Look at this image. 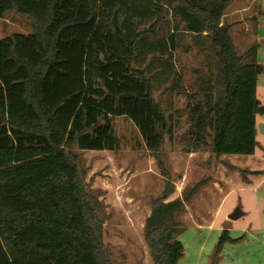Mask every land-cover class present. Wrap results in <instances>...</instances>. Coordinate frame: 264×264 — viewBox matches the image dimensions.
Wrapping results in <instances>:
<instances>
[{
  "label": "trees",
  "instance_id": "1",
  "mask_svg": "<svg viewBox=\"0 0 264 264\" xmlns=\"http://www.w3.org/2000/svg\"><path fill=\"white\" fill-rule=\"evenodd\" d=\"M234 1L0 0V21L18 15L29 26L27 34L0 38V264H109L103 202L68 150L119 151L117 117L137 129L136 149L160 152L174 141V117L154 92L157 82L172 92L180 82L178 32L208 53L218 86L205 80L188 96L183 151L254 154L264 68L258 44L245 53L237 47L227 19ZM249 21L256 33L257 18ZM171 193L166 181L146 220L153 264L183 256L182 243L160 223ZM229 241L236 240L224 230L211 264Z\"/></svg>",
  "mask_w": 264,
  "mask_h": 264
},
{
  "label": "rangeland",
  "instance_id": "2",
  "mask_svg": "<svg viewBox=\"0 0 264 264\" xmlns=\"http://www.w3.org/2000/svg\"><path fill=\"white\" fill-rule=\"evenodd\" d=\"M262 10L264 11V0H235L229 7L228 11H231V15L227 19L235 24L234 38L241 53H245L247 44L252 45V42L258 44V31L254 33L249 20L256 17L259 23L261 17L264 16ZM262 21L264 22V17ZM15 31L22 34L29 32L28 21L24 17L10 15L4 21H0V38ZM166 31V26L160 25L158 34L162 35ZM176 39L179 47L175 56L178 63L176 74L179 78H185V86L182 87L181 92L177 91L174 94L176 96L175 108L182 110L189 118L188 96L195 94L197 85H201V82L205 80L211 81L213 88H217L216 68L208 62V53H200L194 46L191 34L178 32ZM155 72L157 70H152L151 74L154 75ZM155 85L158 90L154 92V97L162 105L163 99L168 98V95L163 96L164 89L166 91L170 83L161 86L157 82ZM176 85L178 89L180 83ZM257 99L261 105H264V86L262 85L257 88ZM261 118L264 120V115ZM114 122L115 133L120 143V149L115 152L114 157L96 158L76 148L68 150V153L83 173L87 187L103 202L105 210L103 236L109 264H153L150 250L144 239V227L150 216L153 201L158 199L165 190V183H162V180L166 181L164 178H151L148 175L130 178L128 172L134 168L131 162L136 160L133 158L128 161L127 165H117H120L122 156L136 155L140 152L138 150L142 149H136L139 135L129 120L118 118ZM187 124L189 123L186 116L178 120L174 141L166 140L160 152H165L168 148H173L171 151L177 152L187 147L189 140ZM255 139L254 154L216 155V159H212L213 172L207 174L206 171L204 173L197 171L195 178L206 184L201 187V191L215 186L214 182L208 183L207 181V178L213 177L212 174L215 178H222L225 182L223 183L225 184L224 189L220 184L215 186L218 191L222 189V196L230 189L232 191L225 201L224 210L215 232L191 229L184 234V237H179L186 249H184L185 252L183 251L180 264L212 263V255L222 234L217 230L224 224V218L236 207L241 208L244 216L236 221L227 219L228 224H226L231 225L234 230L239 229L229 234L231 239L236 241H229L222 246L215 264H264V135L258 131V128ZM90 152L98 153L97 151ZM109 159L116 161L115 166L113 169L108 167L103 169L99 164H106L104 162ZM152 163L157 166V159ZM165 171V167L154 169L158 175ZM119 175L121 177L117 178ZM175 218L177 222L180 219L177 216ZM166 221L167 218L164 221L161 218L160 223ZM187 225V228L190 227L192 221L188 220ZM250 228L252 232L245 234V229ZM172 235L174 237L177 234Z\"/></svg>",
  "mask_w": 264,
  "mask_h": 264
},
{
  "label": "crops",
  "instance_id": "3",
  "mask_svg": "<svg viewBox=\"0 0 264 264\" xmlns=\"http://www.w3.org/2000/svg\"><path fill=\"white\" fill-rule=\"evenodd\" d=\"M230 15L231 14H229L228 17ZM263 17L264 16L261 17L257 25L258 30H256V32L258 31L257 63L264 68V22L262 21ZM168 34H169L168 31L164 33L165 36H167ZM134 67L140 68L141 66L135 65ZM154 69H156V67H154ZM195 70H197V68ZM179 83H180V85H178L179 88L175 89L173 92L168 91V90L165 91V89L163 92V96L168 95V98L163 99L162 106H164L163 108H164V111L167 113V115L170 114V115H173L174 117V120H175V125L173 129L174 133L176 132V128H177L176 124L178 123V120L183 118V116L184 117L186 116V120L188 119V115H186L182 110H177V108H175L176 96L174 94H176L177 91L181 92L182 87L185 86V78L184 77L180 78ZM261 85L262 87L264 86V72L258 75L257 77V88ZM256 93H257V90H256ZM183 109H185L184 105H183ZM263 115H258L257 125L260 122L264 123V120H262L261 118L263 117ZM118 118H123V117H117L115 119H118ZM123 120L127 121L126 118H123ZM114 123L115 122L113 121V126H114ZM186 127L189 128V124H187ZM171 150H173V148H168L165 150V152H154V153L138 150L140 151L139 153L141 154L139 153L136 155L133 154V156L124 155L120 158V165L119 164L117 165L124 166L125 164L127 165L128 161L131 160L132 158L136 159L135 161L131 162V165L134 168L131 169L132 171L128 172V174L130 175V178H139L142 175L144 176L148 175V177H151V178H154V177L164 178L165 181L171 184L172 193L166 200L163 201V203L165 205L170 206L169 208L170 212L167 217V221L164 223V226L169 227L171 229V239L172 240L180 241V239L184 237V234L187 233L191 229H197L200 231H208L209 233L215 232L216 226L224 210L225 201L229 193L232 191V189L227 191L226 194L222 196L221 195L222 189L218 191L215 186H218L220 184L222 188L224 189L225 184L223 183L225 182L223 181L222 178H215L214 174H212L213 177L207 178V181L208 183L214 182L215 186L207 189L206 191H201V187H203L206 184H204L203 181H198L197 180L198 178H195V177H197L196 176L197 171L203 172V173L206 171L207 174L213 172L214 168H212V159L214 158L215 160L216 155L209 154V153H199V152L187 153L183 151L184 148L177 152L171 151ZM81 151L88 153L89 155H92L93 157H96V158H99V157L109 158V157L115 156L114 151H97L98 153H95V154L91 153L90 150H81ZM134 152L135 151H133V153ZM109 154H111V156H109ZM156 159L158 161V165H157L158 167L154 163H152V161L153 160L155 161ZM115 162L113 159L111 160L109 159L104 162L106 164H99V165L102 166L103 169L105 167L113 169V167L116 164ZM154 167L158 169L160 167L161 168L165 167L166 171L164 173L161 172L158 175V173L154 172V169H155ZM120 177L121 175H119L117 178H120ZM162 183H165V182H163L162 180ZM176 216L180 218L178 222L176 221V218H175ZM224 219H225L224 224L220 227L219 230H217L218 232H223L224 230H227L228 235H229L230 233L237 232L239 230V229L234 230L231 225L229 226L226 225L228 224L227 216ZM188 220L192 221V225L187 228ZM245 230H246L245 234H248V233L250 234L252 232L251 228L245 229ZM172 234H177V235H174L173 237ZM179 237L181 238L179 239ZM183 249H185L184 245H183ZM178 264L180 263L178 262Z\"/></svg>",
  "mask_w": 264,
  "mask_h": 264
},
{
  "label": "water",
  "instance_id": "4",
  "mask_svg": "<svg viewBox=\"0 0 264 264\" xmlns=\"http://www.w3.org/2000/svg\"><path fill=\"white\" fill-rule=\"evenodd\" d=\"M258 131L264 135V123L260 122L257 125ZM244 216V213L242 212L240 207H236L228 216V220L230 221H236Z\"/></svg>",
  "mask_w": 264,
  "mask_h": 264
}]
</instances>
